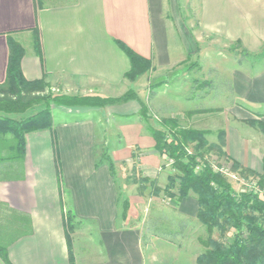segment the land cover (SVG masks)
<instances>
[{
    "label": "crops",
    "instance_id": "0c3cea01",
    "mask_svg": "<svg viewBox=\"0 0 264 264\" xmlns=\"http://www.w3.org/2000/svg\"><path fill=\"white\" fill-rule=\"evenodd\" d=\"M165 6V0H47L36 8L35 0H0V84L7 75L11 36L25 49L21 66L29 80L44 77L64 83L66 95L116 98L134 90L139 97L102 107L52 105V129L28 133L20 160L12 158L17 154L14 136L0 133V244L8 246L12 264H194L183 249L163 238L152 236L145 244L138 227L144 205L137 195L139 184L120 182L117 170L114 178L107 162L96 166L97 139L111 130L117 135L109 151L115 167L138 165L143 177L160 188L172 175L169 157L155 149L138 116L140 101L149 98V93L142 96L148 78L164 68L166 80L187 60L170 56L172 29ZM191 29L195 47L208 38L206 44L212 47L240 42L250 53H260L264 0H202L198 26ZM119 42L151 59L153 70L135 81L127 79L131 62ZM229 74L240 101L231 107L232 114L250 118L254 109L264 122V65L249 70L241 65ZM142 78L146 82L134 89ZM168 111L163 112L165 118H171ZM34 113L29 109L0 115L20 120ZM232 134L226 133L230 150ZM250 145L235 157L259 172L263 167L249 155ZM124 198L129 200L126 215ZM179 208L195 217L198 201L189 195ZM0 264L6 263L0 258Z\"/></svg>",
    "mask_w": 264,
    "mask_h": 264
},
{
    "label": "rangeland",
    "instance_id": "374dc122",
    "mask_svg": "<svg viewBox=\"0 0 264 264\" xmlns=\"http://www.w3.org/2000/svg\"><path fill=\"white\" fill-rule=\"evenodd\" d=\"M165 1V16L171 22L170 24L167 21L171 26L169 29H172L171 33L169 32L170 56L173 60H178L181 57L187 60L183 61L179 68L169 72L167 81L160 80L166 77V73L164 68H158L148 78L145 87H142L143 81L147 80L144 78L139 80L140 82L136 86H133L134 89L145 88L142 89V96L149 93V98L145 102L149 107V122L154 127H159L157 124L168 119L163 115V112L168 109V115L175 119L180 127L204 129L211 132L206 136L205 156L209 163L227 162L230 159L232 162L235 161L237 168L243 169L244 176H254V173L260 176L264 175L263 168H259V172L254 171L235 157L245 152V145L247 146L251 142L250 148L252 146V149L251 151L249 149V155L250 153L255 155L257 157L255 160L261 164V167H264V130L259 125L261 120L258 118L259 115L256 116L254 109L250 110L253 118L249 114L250 118L239 119L232 114L231 107L239 106L240 101L235 99L232 91L233 80L229 74L235 69H240L241 65L248 70L250 66L261 68L264 65V51L247 57L242 53L241 48L233 50L228 47V44L212 47L206 44L209 41L208 38L195 47L191 28L198 26V11L202 0ZM181 24L183 26L180 30ZM193 63H197V65L192 66ZM42 79L47 84L44 95L53 97L64 94V83L50 82L44 77ZM143 98L146 100L145 97ZM42 107H44V103L36 104L32 107L33 112H37ZM104 127L105 125L101 126L102 129ZM101 128L100 130H102ZM228 131L232 132L235 137V141L231 143V150L229 141H226ZM114 132L106 130V135L101 134L98 137L99 157H101L104 147L110 151L114 146L117 139ZM104 138L105 140H103ZM227 145L229 152H227ZM115 169L118 171L120 182L126 181L127 185L139 184L137 195L142 197L144 205L140 207L138 227L141 229L145 244L151 241L152 236L163 238L169 244L183 249L194 264H198L199 256L203 257L205 264L212 263L207 252L213 247L205 246L202 243L208 242L206 227L198 221L197 215L191 217L181 212L177 190H175L173 198L166 197L162 191L158 195H154L155 187L147 178L143 177L138 165H134L132 169L129 165L124 170H120L119 166ZM171 169L172 175H176L177 171L172 167ZM249 170L254 173L248 172ZM232 186L236 191L250 189L248 185L244 188L239 182H233ZM191 196L196 199L194 194ZM220 221L225 228L216 227L212 238L220 244L227 245L233 240L235 230L229 223L223 222V218Z\"/></svg>",
    "mask_w": 264,
    "mask_h": 264
},
{
    "label": "trees",
    "instance_id": "16d2710c",
    "mask_svg": "<svg viewBox=\"0 0 264 264\" xmlns=\"http://www.w3.org/2000/svg\"><path fill=\"white\" fill-rule=\"evenodd\" d=\"M47 0H35L36 8L46 5ZM38 34V28L35 29ZM9 63L6 79L0 84V112L2 113H25L33 109L36 104L44 103V107L34 114L20 120L0 115V133H10L14 136V147L17 152L12 158L23 159L26 151V135L30 132L43 129H52L53 114L52 105L66 106H94L102 107L109 104L123 103L130 100H139L134 90H129L120 97L80 96V95H44L47 84L43 79L29 80L22 71V58L25 53L24 47L11 36H9ZM131 62L130 70L125 74L129 80L135 81L153 70L152 60L136 53L126 44L119 42ZM36 51L41 53L40 42L37 39ZM233 50L241 48L244 55H255L242 47L237 42L231 47ZM264 51V50H263ZM262 51V52H263ZM197 65L193 63L192 66ZM160 80H165L162 78ZM167 80V79H166ZM141 109L138 116L143 121L145 128L155 140V149L166 154L172 162L171 167L177 171L176 175H170L168 184L160 188L156 181H150L154 186V195L161 191L166 197L177 199L196 196L199 209L198 221L206 227L208 242H202L205 246L213 248L207 252L212 260L211 264H264V175L260 176L254 171H248L255 175L247 177L243 175V169L237 168L235 161L228 159L232 164V170L250 183L256 180L253 188L236 191L232 183H237L221 172L215 171L213 164L206 159V136L211 132L204 129L180 127L173 118H168L154 127L149 122V107L147 103L140 101ZM264 130V122L259 123ZM191 148V149H190ZM107 162L111 174L116 178V169L109 150L104 147L101 157L98 158L96 166ZM201 165V169L196 168ZM238 165V164H237ZM264 170V167H263ZM247 186V185H246ZM245 188V186H244ZM129 208L128 198H124L123 214ZM229 223L235 230L233 240L227 245L220 244L212 238L214 229L225 228L220 221ZM70 260L72 262V250L69 236L67 235ZM0 258L6 264H12L9 258L8 246L0 244ZM198 264H205L203 257L197 258Z\"/></svg>",
    "mask_w": 264,
    "mask_h": 264
},
{
    "label": "built area",
    "instance_id": "2783aa9c",
    "mask_svg": "<svg viewBox=\"0 0 264 264\" xmlns=\"http://www.w3.org/2000/svg\"><path fill=\"white\" fill-rule=\"evenodd\" d=\"M172 160L169 159V163H171ZM201 165H199L196 170L201 169ZM213 168L215 171L221 172L224 175L230 177L231 179H233L234 181H236L237 183H241V186H246L249 185V187L253 188L256 184V180H252L250 183H247L245 179L241 178L239 176V174H237V172H234L231 168H232V164L229 161H225V162H220V163H214L213 164Z\"/></svg>",
    "mask_w": 264,
    "mask_h": 264
}]
</instances>
